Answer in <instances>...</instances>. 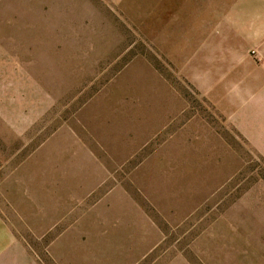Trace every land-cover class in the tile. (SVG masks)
Masks as SVG:
<instances>
[{"label": "rangeland", "instance_id": "rangeland-1", "mask_svg": "<svg viewBox=\"0 0 264 264\" xmlns=\"http://www.w3.org/2000/svg\"><path fill=\"white\" fill-rule=\"evenodd\" d=\"M151 12L0 0V264H264V155L193 80L211 26Z\"/></svg>", "mask_w": 264, "mask_h": 264}, {"label": "crops", "instance_id": "crops-1", "mask_svg": "<svg viewBox=\"0 0 264 264\" xmlns=\"http://www.w3.org/2000/svg\"><path fill=\"white\" fill-rule=\"evenodd\" d=\"M143 3L152 19H166L160 24L211 26L191 38L202 42L190 62L195 86L223 122L264 155V0Z\"/></svg>", "mask_w": 264, "mask_h": 264}]
</instances>
